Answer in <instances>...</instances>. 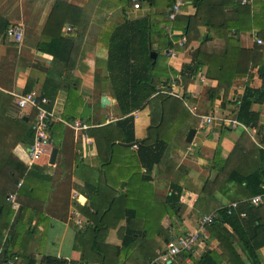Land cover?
<instances>
[{
	"label": "crops",
	"instance_id": "crops-1",
	"mask_svg": "<svg viewBox=\"0 0 264 264\" xmlns=\"http://www.w3.org/2000/svg\"><path fill=\"white\" fill-rule=\"evenodd\" d=\"M155 1L159 4L162 2ZM209 1L212 0H206L205 5H208ZM139 3V8H133L132 0H0V92L12 97L7 100L5 114L10 118L18 117L11 114V107L16 94L24 92V86L30 79V90L37 93L42 91L44 82H47V88L49 84L57 82H64L65 85L55 89L50 102V142L46 145V153L31 160L28 152L32 136L30 133L21 135L15 125L4 134V139L13 145L8 153L3 155V161L0 163V206L3 210L0 218V249L5 237L14 230L13 221L17 208H25L22 210L23 216L20 218L18 230L16 227L13 236L11 235L14 242L10 250L14 252L13 255L18 256L13 264H45L41 260L42 255L64 258L66 264H98L97 261L81 257L80 243L76 241V227L83 228L90 220L82 212L81 206L76 208L73 204H80L90 210L97 208L100 224L94 234L96 240L121 246L124 231L116 232V227L124 217V202L115 190L105 184L93 128L113 123L117 118L124 116L109 90L105 88L104 92H101L100 81L109 80L107 65L110 63V33L115 32L124 21L142 17L153 10L147 0H139ZM69 5L82 8L81 17L75 14ZM224 8L227 10L231 6L226 5ZM195 9L196 4L185 0L181 13L192 14ZM201 13L204 16L207 11ZM11 23L21 26V36L18 40L5 33L6 26ZM66 26L71 29L67 30ZM164 28L174 43L171 46L174 55L167 54L165 49L153 50L155 57L151 58V63L164 69L156 73L164 80V83L157 85L158 89L168 84V87L175 91L174 94L181 98L185 108V101L195 103L198 112L214 116L212 122L201 127L199 119L197 123L188 125L186 114L179 118V111L184 109L178 103L176 110L168 109L158 132L153 133L154 137L167 140L166 148L169 155L174 157L179 150L180 130L186 126L184 140L190 127L195 130L179 160L173 166H168L169 173H158L157 167L151 171L154 190L163 195L169 193L171 178H175V183L182 181L179 192L181 210L173 215L164 213L160 219V224L168 230L170 239L174 235L193 230L202 213L216 209L209 210L203 205L208 198L203 200V203L200 201L198 205L194 202L204 180L215 177L242 132L246 131L264 150V137L261 139L264 129V92L258 94L259 98H253L249 102L243 115L248 119L249 114L253 113L254 122L245 123L238 120L236 114L239 105L235 101L236 94L242 95L248 86L264 89V78L259 69V62L264 61V38L253 26L236 32L235 43L252 49L253 64L245 74L232 79L226 93L220 90L218 95L211 97L210 91L216 80L205 76V65L199 66L196 72L190 75L185 89L178 81L182 64L196 57L198 40L184 36L181 41L182 29L167 23ZM199 31L201 34L212 33V27L200 24ZM231 32H234L233 29ZM257 37L262 42H256ZM155 46L156 44L153 47ZM72 77L77 79L78 85L68 100L66 87ZM115 77L120 78L116 75ZM50 91L51 89L47 92ZM102 95L106 96V101H101ZM2 99L6 100L0 96V106ZM31 110V107L26 106L21 114L24 118H29L30 123L34 116ZM129 114L133 117L134 137L141 139L148 135V105L134 108ZM228 118H235L237 122L232 124ZM72 119L84 120L90 126L85 131L74 130L69 126ZM53 146L56 147V153L53 162H49V153ZM131 150L135 148L131 146ZM241 154L242 149L236 152L233 167ZM126 155L117 152L114 163L108 168L109 176L113 181L118 180L119 187L126 182L122 177L125 166L129 164ZM143 169L141 167V171ZM174 172L177 174H172ZM180 173L183 174L182 177ZM38 174L46 176L44 179L40 178L44 182H38ZM26 175L29 178L25 179ZM19 179L21 182L25 179L26 183L36 185L34 195L20 190ZM262 185L264 187V181ZM80 187L86 190L83 191ZM89 191L96 194L95 202L90 200L87 194ZM113 191L116 193L113 194ZM214 196L219 204L224 205L233 200L247 199L250 195L242 183L225 180L215 190ZM262 214L264 215L263 212ZM244 227L247 229L246 225ZM153 240L161 243L155 248L156 256L148 264H162L158 254L165 248L166 242L162 241L160 234L154 235ZM153 240H150L149 246ZM217 243V239L205 231V235L188 251L190 256L180 252L173 260L179 264H192L191 257H198L206 248H216ZM235 246L241 251L238 239ZM257 253L263 260L264 243L258 247ZM110 262L132 263L124 251L115 252Z\"/></svg>",
	"mask_w": 264,
	"mask_h": 264
},
{
	"label": "trees",
	"instance_id": "trees-1",
	"mask_svg": "<svg viewBox=\"0 0 264 264\" xmlns=\"http://www.w3.org/2000/svg\"><path fill=\"white\" fill-rule=\"evenodd\" d=\"M147 1L153 10L142 17L124 21L109 36L108 58L110 63L107 65L109 80L100 81V90L102 93L105 88L109 90L124 116L117 118L113 123L93 128L94 141L105 184L115 190L117 193L113 191V194H118L124 202V217L116 227V232L124 231L121 237V246L96 240L94 234L100 224V214L97 208L90 210L80 204H73L76 208L81 206L82 212L90 220V223H87L83 228L76 227V241L78 240L80 243L81 257L90 261H97L98 264H111L110 261L117 251H124L125 255L129 256L131 264H148L156 256L155 248L161 243V241L155 242L153 236L160 234L164 242L169 239L168 230L160 224L161 217L164 213L173 215L182 207L179 200L182 181L175 183V178H171L169 193L163 195L154 190L151 175L154 167H157L158 173H169L168 166H173L179 160L188 145V142L183 139L186 126L179 132L180 145L178 146V153L174 157L169 155L166 148L167 140L163 137L153 136V133H157L164 122L168 109L174 108L176 110V104L179 103L181 104L180 107L184 109L179 111V118L186 114L189 119L188 125L197 123L199 119L198 116L193 115L188 108L183 106L180 97L157 87L160 83H164V80H161L156 73L164 69L155 63H151L149 52L151 50H164L174 45L170 34L164 28V24L167 23L174 28L182 29L183 35L187 39L198 40L196 57L190 62L182 64L178 81L185 89L190 75L194 74L199 66L205 65V76L216 80L210 91L211 97L218 95L220 90L226 93L232 79L245 74L249 66L253 64L251 61L252 49L235 43L236 32L253 26L258 29V34L264 38V0H250V2L243 3L241 0H212L209 1L208 5H205L206 0H191L196 4L195 11L192 14L180 13L174 18L168 17L167 10L172 0H162L160 4L155 0ZM226 5L231 6V8L226 10L224 8ZM69 6L75 14H79L81 17L82 8ZM202 11H207V14L203 16ZM200 24L210 25L212 33L201 34L199 31ZM232 29L234 32H231ZM154 44H156L155 47H153ZM175 46L177 47V45ZM259 69L264 78L263 60L259 62ZM115 75L120 78H116ZM31 82V79L27 81L23 89L24 92L31 89ZM63 83L49 84L47 88V82H44L42 91L38 94L46 95L48 108H50L55 89L58 86L65 87ZM77 85V79L72 77L66 87L68 100L75 93ZM50 89L51 91L47 92ZM261 92H264L261 87H246L240 102H236L239 105L236 114L239 121L254 122L253 113L249 114L248 119L243 115L247 111L249 102L253 98H259L258 94ZM0 96L6 98V100L2 99V106H0V163H2L3 155L8 153L13 145L4 139V134L12 129V125L19 128L21 135L30 133L32 136V132L29 118H24V115L10 118L5 114L6 103L12 98L11 95L0 92ZM145 104L149 108L148 135L136 139L133 133V117L129 112L134 108L143 107ZM31 111L34 115L35 108H32ZM263 137L264 129L262 140ZM133 143H137L135 150H131ZM240 149H242V154L233 167L236 152ZM117 152L127 154L126 160L129 161L123 170L122 177L126 179V182L122 187H119L118 180L113 181L108 174V168L114 163ZM253 154L255 155L253 156ZM141 167L144 168L143 171H141ZM180 175L183 176L182 173ZM37 176L38 182H44L43 179L46 176H39V174ZM24 178L29 177L26 175ZM25 179L21 182L20 190L26 191L29 195H34L36 185L26 183ZM225 180L242 183L250 196L264 190L262 185L264 181V150L246 131L242 132L235 141L215 177L204 180L201 191L194 202L195 205H198L200 201L208 198L204 203L202 202L203 205L209 210L217 209L218 216L207 224L205 229L217 239L218 243L216 248H206L198 257H191L192 264H223L224 262V264H264V259H260L257 253L258 247L264 243V215L262 214V212L264 213V195L258 204H251L246 199H237L236 206L231 209L230 213H227V204H219L214 196L215 190ZM80 189L86 190L81 187ZM87 194L90 200L95 202L96 194L91 191ZM106 205L108 208V204ZM23 209L25 208H17L13 221L14 230L16 227L17 230L19 228ZM2 211L0 206V218ZM241 211L245 212L244 216H240ZM11 212L12 210L9 211V213ZM245 225L247 229L244 227ZM28 228L29 225L26 226V230ZM14 230L5 237L1 245L0 262L14 254L10 250L14 242L12 237ZM79 237L81 239H78ZM236 239L240 241L241 251H238L235 246ZM150 240H153L151 246H149ZM188 251L190 250L182 252L190 256ZM41 260L45 264L67 263L64 258L51 255H42ZM167 264L179 263L171 260Z\"/></svg>",
	"mask_w": 264,
	"mask_h": 264
},
{
	"label": "built area",
	"instance_id": "built-area-1",
	"mask_svg": "<svg viewBox=\"0 0 264 264\" xmlns=\"http://www.w3.org/2000/svg\"><path fill=\"white\" fill-rule=\"evenodd\" d=\"M244 2L245 0H241ZM185 0H172L171 5L168 7V17L174 18L176 15L180 14L183 10V5ZM133 8H139V0H132ZM67 30H70V26H66ZM5 33L7 36L14 39H19L21 36V26L19 24H8L5 28ZM184 40V35L181 37V41ZM180 41V42H181ZM256 42H262V40L257 37ZM166 53L169 55H174V50L172 47L165 49ZM162 91H166L174 94V90L168 87V84H165L160 88ZM241 94H236V102L239 103L241 99ZM48 98L43 95H39L35 90H29L21 94H16L15 101L11 107V114L14 116H21L22 110L26 107L35 108V113L33 120L31 122V132H32V141L29 145V157L31 160L39 158L41 155L46 153V145L50 142V131L49 123L52 116L51 109L46 106ZM185 105L188 110L199 117V126H203L212 122L214 116L211 114L200 113L197 110L195 103H188L185 101ZM228 120L235 124L237 120L235 118H228ZM69 126L74 130H86L89 128V124L84 120L72 119L69 122ZM134 148L137 147V143H133ZM21 183V179L18 180V184ZM263 192L253 194L249 196L246 200L251 204H258L262 200ZM237 204L236 200L230 201L227 203L226 212L230 213L231 209ZM245 212L241 211L240 216H244ZM218 216L217 209H214L207 213H202L198 217L197 225L193 230L187 231L183 234H178L170 237L166 242L165 248L159 252L158 258L162 264H167L174 259L180 252L184 250H190L193 245L200 239L201 236L205 235V226L211 223ZM79 222V220H77ZM18 258L17 255H12L11 257L5 258L0 264H13L14 261Z\"/></svg>",
	"mask_w": 264,
	"mask_h": 264
},
{
	"label": "water",
	"instance_id": "water-1",
	"mask_svg": "<svg viewBox=\"0 0 264 264\" xmlns=\"http://www.w3.org/2000/svg\"><path fill=\"white\" fill-rule=\"evenodd\" d=\"M149 56H150L151 58L154 59V57H155V52H154L153 50H151V51L149 52ZM106 100H107L106 96L102 95V96H101V101L103 102V101H106ZM194 131H195V130H194L193 127H190V128L187 130V133H186V135H185V140H186V141H190V140H191ZM55 153H56V147L53 146V147L51 148V150H50V153H49V162H53V160H54V156H55Z\"/></svg>",
	"mask_w": 264,
	"mask_h": 264
},
{
	"label": "rangeland",
	"instance_id": "rangeland-1",
	"mask_svg": "<svg viewBox=\"0 0 264 264\" xmlns=\"http://www.w3.org/2000/svg\"><path fill=\"white\" fill-rule=\"evenodd\" d=\"M11 257V256H10Z\"/></svg>",
	"mask_w": 264,
	"mask_h": 264
}]
</instances>
